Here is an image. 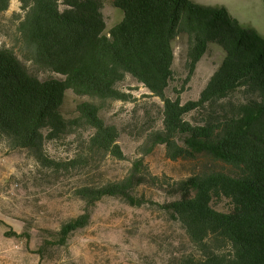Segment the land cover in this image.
I'll return each mask as SVG.
<instances>
[{
	"label": "trees",
	"instance_id": "trees-1",
	"mask_svg": "<svg viewBox=\"0 0 264 264\" xmlns=\"http://www.w3.org/2000/svg\"><path fill=\"white\" fill-rule=\"evenodd\" d=\"M20 1V52L0 46V145L30 150L47 167L81 169L86 155L55 160L45 145L89 127L90 151L123 158L118 129L101 112L109 101L129 100L121 86L132 77L163 101V128L151 133L153 145H166L175 161L205 160L168 205L201 255L184 254L173 264H264L263 35L240 25L227 7L194 0H112L124 16L109 31L102 0H64V8L59 0ZM10 2L0 0V13ZM181 37L189 75L211 46L225 54L200 97L185 103L169 94ZM33 68L59 76L41 79ZM240 90L244 96L236 102ZM69 93L86 98L74 113L65 108ZM192 113L194 120L187 118ZM134 179L82 186L78 193L88 208L62 223V243L88 225L89 207L103 197L140 204ZM224 198L227 211L214 204Z\"/></svg>",
	"mask_w": 264,
	"mask_h": 264
},
{
	"label": "rangeland",
	"instance_id": "rangeland-1",
	"mask_svg": "<svg viewBox=\"0 0 264 264\" xmlns=\"http://www.w3.org/2000/svg\"><path fill=\"white\" fill-rule=\"evenodd\" d=\"M59 1L64 8V0ZM194 1L227 7L240 25L254 27L264 37L263 0ZM102 5L109 31L124 14L112 0H102ZM21 15L20 0H11L9 8L0 13V46L15 45L20 52L16 35ZM174 45L175 77L169 94L184 103L196 100L225 54L219 46H211L189 75L186 40L178 38ZM27 64L33 66L30 61ZM36 74L41 79L59 76L48 70ZM121 88L129 100L109 101L101 116L117 127L123 158L90 151L88 141L94 130L89 127L45 145V153L55 160L86 155L88 164L81 169L47 167L30 150L0 145V264H173L184 254L201 255L168 205L179 198L180 182L205 160L175 161L168 157L166 145H153L151 133L163 128V101L132 77ZM243 96L240 90L233 99L239 102ZM85 99L69 93L67 112L74 113ZM194 116L198 117L192 113L187 118L194 120ZM183 139L179 136L180 143ZM129 176H135L132 194L141 203L133 205L119 196L103 197L89 207L88 225L62 243V223L88 208L78 190L86 184L100 186ZM214 204L219 210H229L225 198Z\"/></svg>",
	"mask_w": 264,
	"mask_h": 264
}]
</instances>
